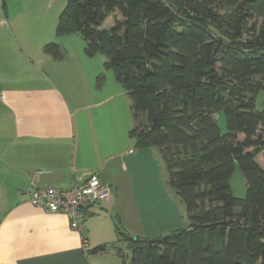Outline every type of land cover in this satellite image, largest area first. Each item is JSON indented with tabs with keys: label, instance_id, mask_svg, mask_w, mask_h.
<instances>
[{
	"label": "trees",
	"instance_id": "trees-1",
	"mask_svg": "<svg viewBox=\"0 0 264 264\" xmlns=\"http://www.w3.org/2000/svg\"><path fill=\"white\" fill-rule=\"evenodd\" d=\"M55 34H78L87 56H106L104 70L130 100L129 137L158 149L185 205L187 226L158 242L116 227L130 252L115 245L121 264H264V107L254 105L264 89V0H66ZM42 49L63 57L56 41ZM236 164L244 198L229 182Z\"/></svg>",
	"mask_w": 264,
	"mask_h": 264
},
{
	"label": "crops",
	"instance_id": "crops-1",
	"mask_svg": "<svg viewBox=\"0 0 264 264\" xmlns=\"http://www.w3.org/2000/svg\"><path fill=\"white\" fill-rule=\"evenodd\" d=\"M51 2L0 0V264H121L116 227L161 236L187 226L186 209L167 186L158 149L129 137L135 120L126 90L106 75L96 86L104 57L87 56L79 41L70 51L65 35L55 36ZM10 39L19 46L17 67L1 52ZM55 40L58 60L42 49ZM92 175L110 185V196L86 208L81 230L30 203L32 185ZM98 245L106 249L93 252Z\"/></svg>",
	"mask_w": 264,
	"mask_h": 264
},
{
	"label": "built area",
	"instance_id": "built-area-1",
	"mask_svg": "<svg viewBox=\"0 0 264 264\" xmlns=\"http://www.w3.org/2000/svg\"><path fill=\"white\" fill-rule=\"evenodd\" d=\"M30 203L48 212H61L69 226L81 230L86 208L102 202L110 196V185L92 175L77 177L67 185L37 186L30 188Z\"/></svg>",
	"mask_w": 264,
	"mask_h": 264
},
{
	"label": "rangeland",
	"instance_id": "rangeland-1",
	"mask_svg": "<svg viewBox=\"0 0 264 264\" xmlns=\"http://www.w3.org/2000/svg\"><path fill=\"white\" fill-rule=\"evenodd\" d=\"M5 3L10 4L11 0H5ZM65 3H66V0H52V2H51L52 11H54V19H53L54 22L51 23V27H52V30L54 31V34H55L58 16H59L61 10L63 9ZM6 4H5V6H6ZM40 4H42V1H40ZM103 26L105 28H108L110 26V20H106L104 22ZM8 35H10V33ZM55 36H56V34H55ZM56 37H59V36H56ZM60 37L62 38L63 36H60ZM62 39H68L67 41L63 42V44H64L63 46L65 48H68L70 51H71V48L73 46V41H79V43L85 44L84 40L78 34L65 35ZM10 40L12 41V39H10ZM55 41L58 43V40H55ZM12 42H13L12 45L8 44L5 48L1 49V52L8 53L9 54V56H8L9 57V63L11 61V63H13V66L17 67L18 64L14 63L12 61L13 60L12 57L17 56V53H19L20 51H19L18 44L15 41H12ZM95 55H97L96 57H104V59L106 60V56L102 53H97ZM22 66L24 67V65H22ZM25 67H26V64H25ZM103 72L105 73L106 76L111 77V79H113V80L115 79L113 72L111 70H104V67H103ZM254 101H255L254 102L255 108L262 109L264 107V89H261L259 92H257V94L255 95ZM141 118H143V117H141ZM215 119H216V122L219 126L220 132L221 133L226 132L225 117H224L223 112L220 111V112L216 113ZM259 163H260V160H259ZM229 182H230V186L232 189L233 196H235L237 198H244L246 195L245 178H244L243 173L237 164L235 165V169H234V171H233V173L229 179ZM184 207H185V205H184ZM118 246L121 249V252L125 256L130 255V252L127 249L124 242L119 243Z\"/></svg>",
	"mask_w": 264,
	"mask_h": 264
},
{
	"label": "water",
	"instance_id": "water-1",
	"mask_svg": "<svg viewBox=\"0 0 264 264\" xmlns=\"http://www.w3.org/2000/svg\"><path fill=\"white\" fill-rule=\"evenodd\" d=\"M160 239H161L160 235H155V236L149 237L150 242H158V241H160Z\"/></svg>",
	"mask_w": 264,
	"mask_h": 264
}]
</instances>
